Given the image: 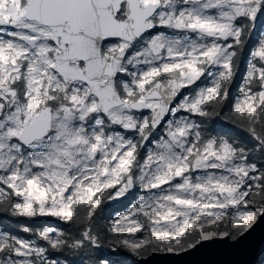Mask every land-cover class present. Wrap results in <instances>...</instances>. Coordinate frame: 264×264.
<instances>
[{"label": "snow or ice", "instance_id": "1", "mask_svg": "<svg viewBox=\"0 0 264 264\" xmlns=\"http://www.w3.org/2000/svg\"><path fill=\"white\" fill-rule=\"evenodd\" d=\"M258 20L264 0H0V219L63 226L0 223V264L180 255L264 222Z\"/></svg>", "mask_w": 264, "mask_h": 264}, {"label": "water", "instance_id": "2", "mask_svg": "<svg viewBox=\"0 0 264 264\" xmlns=\"http://www.w3.org/2000/svg\"><path fill=\"white\" fill-rule=\"evenodd\" d=\"M239 244L232 241L205 243L180 255L154 253L138 264H259L264 259V222H258Z\"/></svg>", "mask_w": 264, "mask_h": 264}, {"label": "trees", "instance_id": "3", "mask_svg": "<svg viewBox=\"0 0 264 264\" xmlns=\"http://www.w3.org/2000/svg\"><path fill=\"white\" fill-rule=\"evenodd\" d=\"M264 30V20H258L256 30H255V36H260L261 33ZM233 97L237 95L236 91L233 90L232 93ZM134 203V202H133ZM105 212L101 213V218L99 219V223L101 227H106L110 224V222L113 220V218L120 212H124L125 210H128L131 205H128L126 203H123L119 200L117 201H110L108 204L104 205ZM0 223H3L7 225L10 229L16 230L20 232L22 236H25L27 238V234L22 233L20 231L23 227H29L34 232L37 230H42L44 227H58L63 228L62 225H58V222L51 219V218H36L34 220H28V219H22L18 222L13 223L9 219H0ZM139 235V234H137ZM104 248L107 252L109 250V244L107 241L104 242ZM150 255V254H149ZM71 259V257H70ZM111 259L114 261V264H132L134 263L132 261L133 255L126 250H120L119 252L112 253ZM140 259V258H139ZM138 259V260H139ZM134 260H136L134 258ZM63 264V262H62ZM135 264V263H134ZM260 264H264V259Z\"/></svg>", "mask_w": 264, "mask_h": 264}, {"label": "rangeland", "instance_id": "4", "mask_svg": "<svg viewBox=\"0 0 264 264\" xmlns=\"http://www.w3.org/2000/svg\"><path fill=\"white\" fill-rule=\"evenodd\" d=\"M264 31V30H263ZM263 33V32H262ZM261 33V34H262ZM264 34V33H263ZM125 211H128V210H125ZM134 258L136 259V260H134ZM138 257H135L134 255H133V259H132V261L135 263V264H138ZM134 263H132V264H134Z\"/></svg>", "mask_w": 264, "mask_h": 264}, {"label": "built area", "instance_id": "5", "mask_svg": "<svg viewBox=\"0 0 264 264\" xmlns=\"http://www.w3.org/2000/svg\"><path fill=\"white\" fill-rule=\"evenodd\" d=\"M263 33H264V31H263ZM263 33H262V34H263ZM124 212H126V211H124ZM120 213H121V212H120ZM120 213H118V214L113 218V220L116 219Z\"/></svg>", "mask_w": 264, "mask_h": 264}, {"label": "bare ground", "instance_id": "6", "mask_svg": "<svg viewBox=\"0 0 264 264\" xmlns=\"http://www.w3.org/2000/svg\"><path fill=\"white\" fill-rule=\"evenodd\" d=\"M260 263H261V262H260ZM260 263H259V264H260Z\"/></svg>", "mask_w": 264, "mask_h": 264}]
</instances>
